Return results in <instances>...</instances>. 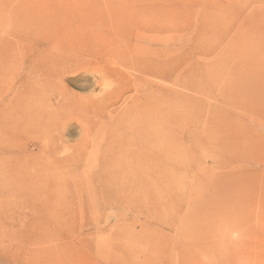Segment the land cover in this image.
I'll use <instances>...</instances> for the list:
<instances>
[{"label":"rangeland","instance_id":"rangeland-1","mask_svg":"<svg viewBox=\"0 0 264 264\" xmlns=\"http://www.w3.org/2000/svg\"><path fill=\"white\" fill-rule=\"evenodd\" d=\"M23 1L45 4L0 11ZM85 2L63 8L97 14L66 48L0 33V126L44 120L0 135V168L19 162L30 182L0 198V264H264V0H125L121 20L117 0ZM237 67L257 101L226 93ZM136 115L161 120L166 142L132 143ZM147 170L169 180L160 203L111 195Z\"/></svg>","mask_w":264,"mask_h":264},{"label":"bare ground","instance_id":"bare-ground-1","mask_svg":"<svg viewBox=\"0 0 264 264\" xmlns=\"http://www.w3.org/2000/svg\"><path fill=\"white\" fill-rule=\"evenodd\" d=\"M85 1L89 2L90 4H91V2L95 3L96 5H97V3L99 4V2H100V0H58L57 4H53L51 2V0H45L44 5L39 4L38 6H35L33 4H30L29 1H23V2L18 3L17 6H15V8H13V9L8 8L6 10V8H4L2 11H0V23L1 22L3 23L7 18L15 19V20H16V18H21L18 20H21L20 22H22V24L21 25L17 24L15 27H14V25H11V26L5 28V30L3 32H0V33L12 35L13 33H16L18 31L19 32L22 31L23 33H31V34H35V33L36 34L42 33L45 35L50 34L52 36V42L48 45L49 47L52 46V47H56V48H58V47L59 48H66L67 46H69V45H67L68 41H71V40L72 41H75V40L79 41V38H81L78 34H76L77 32L75 33V31L77 29L76 23L78 21L80 23H82L84 21L83 18L86 19V17L92 18L94 16H97V14H93L91 12H84V10H79L81 12H79V11L76 12V10H73V9L71 11H64L65 9H67V7L68 8L71 7V4H74L76 7L77 6L79 7V5H81V3L85 2ZM104 1L105 2H103V3H106V5H105L106 8L112 9L111 4H113V0H104ZM124 1L125 0H117V2L120 5V8H119V9H121V10H119L120 12L117 13L114 10H112V11H110L109 14L113 17H116L119 20L123 19L125 16V14H124ZM103 3L100 2V5H102ZM91 5H93V4H91ZM91 7H93V6H91ZM94 7H93V9H94ZM61 8H62V10H61ZM63 8H65V9L63 10ZM25 22H26V24H25ZM34 22H35V24H33ZM32 25H34V26H32ZM2 26L3 25L0 26V31H1ZM62 28H64V29L61 30ZM5 42L2 41L0 38V47H2L5 44ZM71 47H74V46H71ZM79 48H89V47L82 45ZM232 72L234 73V75H237V76H236L235 80L229 79L226 81V83H225L226 93L227 94L229 93L230 95H235L238 97H245V98L248 97L250 99H252L254 97L256 99L259 91L257 88L258 87V85H257L258 80H257V76L255 75V73L249 72V71L246 72L245 69H242L240 67L234 68ZM259 78H261V77L259 76ZM260 89H262V88H260ZM226 93H224V95H226ZM22 98H26V95H23ZM67 100L68 101H66V103L70 104L71 102L69 101V97ZM256 101H257V99H256ZM66 103H65V107L67 109V107L70 105H66ZM161 103L163 104V101ZM33 113L34 112L31 111L28 113H23V115L15 114L13 116L14 118L9 119V121H6V122L1 121L0 128L2 129V131L0 130V135L4 134L5 138H7V135L12 136V135L18 133L17 131L21 132L24 124H19V123H21V119L24 120V119H26V117L30 118L29 120L36 121L37 123H42L44 121V120H42V118H39V117L37 118L36 113H35V115H33ZM50 116H51V114H50ZM155 119L156 118H154V117H149V116H144V115L137 118V115H136V119L134 120L132 125H129V126L133 127V129H130V131H132V133H134V131H136L134 129L139 128V130H137V133L134 134V136H132L130 139L132 141V143H134L135 145L136 144H143V145L149 146V144H150V146H159V144H162L163 141L166 142L165 137L169 135V133H167V130L165 129L166 126H165V124H161V120L160 121L158 120V124H156L157 122H155L156 121ZM229 122H231V121H229ZM127 125H128V123H127ZM157 126H158V128H157ZM226 126H227V123L225 125V123L219 122V123H216L215 127L214 126H212V127L216 128V130H220V129H224ZM6 127H9V129H7ZM205 127H207V126H205ZM205 134H207V133H205ZM209 138H211V137H209ZM132 153L135 155L136 158L151 159L150 158L151 155L146 153L145 151H142V152L134 151ZM133 154H132V156H134ZM3 158L4 157L0 155V162H1V159L4 160ZM18 163H11L10 165L9 164L6 165V163L4 162V164H2L4 166V169L2 170L0 168V198L2 196H4L6 198L7 202L12 201L13 197L17 194V190H20V189L24 190V186H25V188H27V184L29 186V183H30L28 181L29 179H27V175H24V173L21 171L20 164H18ZM24 170H25V168H24ZM149 171L150 170H147L145 172L139 173L138 175L137 174L134 175V178H137L135 180L134 179L132 180L134 183H131V180L129 181V179L127 181H124V179H121L130 185L124 186V185H122L123 182H121V184H120V182H118V188L117 189L120 190V192L119 193L116 192V194H114L113 192H110L111 195L118 197V194H121L124 190H126V189L132 190V189H134V187H137L136 188L137 190L140 189V191H139L140 194L146 196L148 198V200L152 201V203H155V204L160 203L162 200L160 195L163 194L166 191V189L168 188L169 185L167 184V182H169V180L159 179L158 176L160 174L159 175L155 174V173L152 174V172L151 171L149 172ZM120 176L125 177V175H121V174H120ZM19 177L22 179H20ZM149 177H152V179H148ZM153 177H155V178H153ZM15 178H19V179H15ZM24 178H26V179H24ZM170 181L172 182V180H170ZM120 188H122V189H120ZM173 189H174V187H173ZM24 192H25V190H24ZM2 208L3 207L0 203V220L3 218H6V217L10 218V216L12 214L11 213L5 214Z\"/></svg>","mask_w":264,"mask_h":264}]
</instances>
